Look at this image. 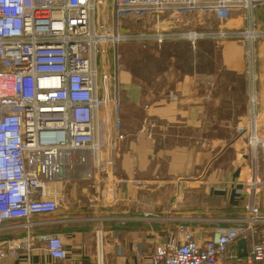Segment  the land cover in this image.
I'll list each match as a JSON object with an SVG mask.
<instances>
[{
	"label": "built area",
	"instance_id": "built-area-1",
	"mask_svg": "<svg viewBox=\"0 0 264 264\" xmlns=\"http://www.w3.org/2000/svg\"><path fill=\"white\" fill-rule=\"evenodd\" d=\"M111 5V6H110ZM264 0H0V229L23 228L29 234L0 240V264L18 251L42 244L49 264L69 258L60 234L30 235L38 214H54L60 201L53 185L65 181H96L113 173V145L102 142L101 117L118 108L119 48L129 41L142 47L155 42L199 40L217 43L261 35L254 12ZM199 11L245 12L249 29L220 26L212 31L179 30L163 26L162 15ZM126 14L150 25L135 30L121 24ZM113 49L110 67L108 56ZM248 119L240 127L253 172L244 188L251 201L243 225L219 227L212 236L198 238L178 224L167 238L151 232L150 243L125 241L120 232L95 228L94 264H113L110 255H131L135 264H264V215L254 200L264 188V136L260 133L258 99L252 90ZM117 123V137L124 140ZM249 148V150H248ZM104 184V181L102 185ZM105 185V184H104ZM152 230V229H151ZM247 242L240 256L238 240ZM128 253V254H127Z\"/></svg>",
	"mask_w": 264,
	"mask_h": 264
},
{
	"label": "crops",
	"instance_id": "crops-1",
	"mask_svg": "<svg viewBox=\"0 0 264 264\" xmlns=\"http://www.w3.org/2000/svg\"><path fill=\"white\" fill-rule=\"evenodd\" d=\"M263 6L254 12L261 32L257 40L213 41L212 51L201 45L199 57L207 61L206 69L196 51L208 44L202 39L192 47L188 72L168 67L159 80L143 81L135 69L125 67L121 104L101 117V140L113 145V173L93 182L53 185L60 209L33 218L44 223L30 235L55 233L65 239L69 258L59 264H94L95 228L100 226L118 230L126 242L150 243L152 231L164 239L180 223L198 238L244 223L245 205L251 201L244 188L250 159L240 127L248 119L252 90L259 124L264 122ZM240 18L227 27L249 29L245 16ZM118 122L124 140L117 137ZM260 133L264 136V126ZM261 177L264 181V167ZM254 200L264 214V188ZM27 234L23 228H3L0 240ZM36 244L34 250L6 256L5 264L51 263L42 244ZM109 257L113 264H135L129 254ZM224 262L242 264L228 258Z\"/></svg>",
	"mask_w": 264,
	"mask_h": 264
},
{
	"label": "rangeland",
	"instance_id": "rangeland-1",
	"mask_svg": "<svg viewBox=\"0 0 264 264\" xmlns=\"http://www.w3.org/2000/svg\"><path fill=\"white\" fill-rule=\"evenodd\" d=\"M110 4H112V0H108ZM111 6V5H110ZM264 9V6H263ZM245 12H237V11H229V12H212V13H205L199 11H189V12H178L177 16H174L171 13H165L162 15L163 18V26L165 25H172L165 26V28L173 29L174 31L179 30H198V31H212V29H217L220 26H229L232 24L234 18L240 16L243 18ZM142 18L141 21L137 22L134 18L130 17V15L123 14L120 16L121 24L125 21L126 26H129L131 29H141L145 26L150 25V19ZM241 18L239 21H241ZM237 23V22H234ZM238 25V24H237ZM205 40V41H204ZM200 41V40H199ZM204 42H208V44H200L197 48L198 52V60L201 61V66L203 69L207 67V61L203 59V56L200 58L199 54L203 53L201 50L205 48L206 50H211V45L213 46V41L203 39ZM192 46L186 40H179V41H167L164 42L162 45H158L155 42L148 43L146 47H142L141 44L133 41H129L128 43H123L120 48L119 52L121 53L120 58V73H119V87L120 93L122 92L123 88L120 85L123 82V72L125 71V67L135 69L137 72V76H139L140 80L147 81V80H159V77L162 75L163 71L168 67L171 68H183L184 71H190L189 68L191 58L193 56ZM212 51V50H211ZM108 56V63L109 66H113L114 61V53L113 49L110 47ZM214 54V53H213ZM204 55V54H203ZM214 56V55H213ZM210 63V62H209ZM121 101H122V93H121ZM247 163V159L246 162ZM65 183H71V181H65ZM63 183V184H65ZM245 219L249 218L250 214L245 211ZM264 215V214H263ZM244 223H239L234 226H241ZM234 226H224L234 227ZM242 239V238H241ZM240 240V239H239ZM238 240V241H239Z\"/></svg>",
	"mask_w": 264,
	"mask_h": 264
},
{
	"label": "water",
	"instance_id": "water-1",
	"mask_svg": "<svg viewBox=\"0 0 264 264\" xmlns=\"http://www.w3.org/2000/svg\"><path fill=\"white\" fill-rule=\"evenodd\" d=\"M260 126H264V122H261L259 124V127ZM238 246H239L240 256L241 257H246L248 255L246 240L244 238L240 239L238 241Z\"/></svg>",
	"mask_w": 264,
	"mask_h": 264
},
{
	"label": "bare ground",
	"instance_id": "bare-ground-1",
	"mask_svg": "<svg viewBox=\"0 0 264 264\" xmlns=\"http://www.w3.org/2000/svg\"><path fill=\"white\" fill-rule=\"evenodd\" d=\"M246 145H247V142H246ZM246 145H245V149H246ZM248 150H249V148H248ZM248 167H250V171H249V175H250L253 172V167H251V164H249Z\"/></svg>",
	"mask_w": 264,
	"mask_h": 264
}]
</instances>
